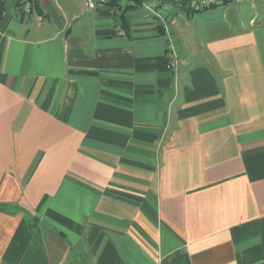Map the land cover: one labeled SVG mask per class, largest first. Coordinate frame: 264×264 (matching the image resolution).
Masks as SVG:
<instances>
[{
	"label": "crops",
	"instance_id": "1",
	"mask_svg": "<svg viewBox=\"0 0 264 264\" xmlns=\"http://www.w3.org/2000/svg\"><path fill=\"white\" fill-rule=\"evenodd\" d=\"M17 1L0 264H264V0Z\"/></svg>",
	"mask_w": 264,
	"mask_h": 264
},
{
	"label": "built area",
	"instance_id": "2",
	"mask_svg": "<svg viewBox=\"0 0 264 264\" xmlns=\"http://www.w3.org/2000/svg\"><path fill=\"white\" fill-rule=\"evenodd\" d=\"M224 0H172L174 4L181 5L185 4L188 10L196 11V10H203L208 6L219 5L223 3ZM89 9H94L95 7V0H85ZM18 6L21 12L25 15H29L33 9L32 0H18ZM155 16L160 17L155 11H151ZM41 20V18H39ZM162 20V18H161ZM178 63L177 56L174 52V49L171 45H169V59L168 64L166 66L167 70L176 69Z\"/></svg>",
	"mask_w": 264,
	"mask_h": 264
},
{
	"label": "rangeland",
	"instance_id": "3",
	"mask_svg": "<svg viewBox=\"0 0 264 264\" xmlns=\"http://www.w3.org/2000/svg\"><path fill=\"white\" fill-rule=\"evenodd\" d=\"M223 3H224V1H223ZM222 4V3H221ZM221 4H219V5H221ZM213 6H218V5H213ZM213 6H208V7H206L205 9H207V8H209V7H213ZM219 7H223V6H219ZM218 7V8H219ZM238 5H235L234 6V9L233 10H230L229 12H228V15L229 16H231V15H236V16H242L243 18L244 17H246V11H245V8H247L246 6H245V8H244V11H242V12H240L239 10H238ZM240 8H242V6H240ZM204 10V9H203Z\"/></svg>",
	"mask_w": 264,
	"mask_h": 264
},
{
	"label": "trees",
	"instance_id": "4",
	"mask_svg": "<svg viewBox=\"0 0 264 264\" xmlns=\"http://www.w3.org/2000/svg\"><path fill=\"white\" fill-rule=\"evenodd\" d=\"M228 0H224V2H226ZM202 10H196V11H192V12H201ZM3 15V7H2V0H0V20L2 18Z\"/></svg>",
	"mask_w": 264,
	"mask_h": 264
}]
</instances>
